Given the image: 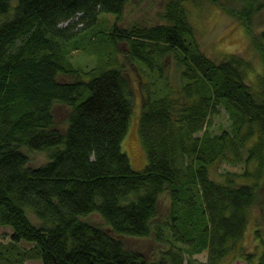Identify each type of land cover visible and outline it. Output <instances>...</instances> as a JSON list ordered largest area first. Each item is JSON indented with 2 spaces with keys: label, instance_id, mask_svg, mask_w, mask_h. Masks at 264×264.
<instances>
[{
  "label": "trees",
  "instance_id": "obj_1",
  "mask_svg": "<svg viewBox=\"0 0 264 264\" xmlns=\"http://www.w3.org/2000/svg\"><path fill=\"white\" fill-rule=\"evenodd\" d=\"M128 2L0 0V226L11 229L0 264H219L230 253L264 264L256 221L264 205L255 208L264 184V30L251 23L264 0H164L155 23L121 26ZM195 3L222 10L252 38L262 62L254 81L243 56L203 53L189 18ZM123 46L142 83L147 162L138 171L121 149L134 95L117 57ZM75 53L107 57L88 67L74 64ZM55 103L66 109L63 129ZM221 113L226 127L215 121ZM24 150L47 160L31 166ZM222 163L242 172L213 176ZM93 213L105 227L82 220ZM248 230L251 252L238 247ZM151 233L170 248L156 260L123 244ZM205 251L206 262L192 261Z\"/></svg>",
  "mask_w": 264,
  "mask_h": 264
},
{
  "label": "rangeland",
  "instance_id": "obj_2",
  "mask_svg": "<svg viewBox=\"0 0 264 264\" xmlns=\"http://www.w3.org/2000/svg\"><path fill=\"white\" fill-rule=\"evenodd\" d=\"M164 0H130L127 3L123 13L121 26H127L131 23H146L152 24L157 20V12L160 11ZM189 18L196 28V38L199 46L204 54L210 56L215 60H220L225 55L237 54L243 56L246 60L251 61L252 70L247 72V78L254 81L255 74L261 72L262 62L260 55L253 48V40L246 33V31L230 16L225 14L222 10L211 7L201 6L198 7L197 3L194 6L189 5ZM113 17V14H107ZM255 25V32L264 30V9L257 12L252 19ZM125 46L120 47L117 57L121 65H124L127 72V78L130 83L133 95V110L129 119V127L124 139L121 142V149L127 154L129 163L133 170H142L147 162L146 152L144 150L141 137L139 134V116L141 112V80L138 76V69L131 64ZM106 55H84L82 53L73 54L72 61L75 65H83L94 67L101 59H105ZM113 57V55H112ZM167 60L173 65L174 60L172 57H167ZM251 67V66H250ZM172 71V69H168ZM63 77H59V81H64ZM65 107L55 103L52 112L54 116V125L60 129L65 127ZM217 125L227 126V119L223 113L215 118ZM219 128V127H218ZM220 129V128H219ZM26 151L31 166H38L46 162V152L43 151ZM242 172V165L232 164H218L217 169L213 171V176L219 172ZM262 191L259 192L256 198V207L264 205V184ZM169 202L164 197L161 198L159 204V218L163 219L168 210ZM83 221L104 226L102 218L97 214H89L82 218ZM257 223L260 224L264 234V219L261 216H256ZM105 227V226H104ZM11 229L8 227L0 226V241L7 242ZM123 244L127 249H131L140 253L148 260H156L162 255V251L169 248L166 241H158L154 238V233L146 238H122ZM258 244V242H257ZM238 247L251 252L254 244L250 241V230L247 231L246 238L238 244ZM170 249V248H169ZM258 253V250L256 251ZM207 252L194 254L192 261L195 263L206 262ZM257 258V257H256ZM24 264H42L40 260L29 259ZM219 264H246L243 259H234L233 254H228Z\"/></svg>",
  "mask_w": 264,
  "mask_h": 264
}]
</instances>
